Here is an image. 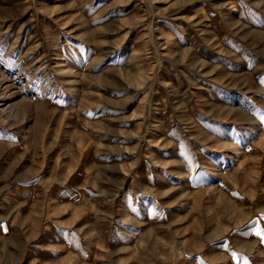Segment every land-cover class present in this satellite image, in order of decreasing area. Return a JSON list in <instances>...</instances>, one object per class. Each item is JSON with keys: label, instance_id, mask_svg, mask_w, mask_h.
<instances>
[{"label": "rangeland", "instance_id": "rangeland-1", "mask_svg": "<svg viewBox=\"0 0 264 264\" xmlns=\"http://www.w3.org/2000/svg\"><path fill=\"white\" fill-rule=\"evenodd\" d=\"M0 264H264V0H0Z\"/></svg>", "mask_w": 264, "mask_h": 264}, {"label": "bare ground", "instance_id": "bare-ground-1", "mask_svg": "<svg viewBox=\"0 0 264 264\" xmlns=\"http://www.w3.org/2000/svg\"><path fill=\"white\" fill-rule=\"evenodd\" d=\"M15 104H16V102L15 103H11L9 106L12 107V108H14V105Z\"/></svg>", "mask_w": 264, "mask_h": 264}]
</instances>
